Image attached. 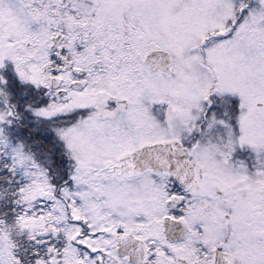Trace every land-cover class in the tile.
I'll return each mask as SVG.
<instances>
[{
    "label": "snow or ice",
    "instance_id": "snow-or-ice-1",
    "mask_svg": "<svg viewBox=\"0 0 264 264\" xmlns=\"http://www.w3.org/2000/svg\"><path fill=\"white\" fill-rule=\"evenodd\" d=\"M0 264H264V0H0Z\"/></svg>",
    "mask_w": 264,
    "mask_h": 264
}]
</instances>
